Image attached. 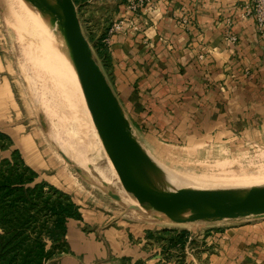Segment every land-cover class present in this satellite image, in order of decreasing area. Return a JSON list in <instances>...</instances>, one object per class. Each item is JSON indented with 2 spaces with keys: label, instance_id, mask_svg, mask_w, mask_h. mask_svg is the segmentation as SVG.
Segmentation results:
<instances>
[{
  "label": "crops",
  "instance_id": "obj_1",
  "mask_svg": "<svg viewBox=\"0 0 264 264\" xmlns=\"http://www.w3.org/2000/svg\"><path fill=\"white\" fill-rule=\"evenodd\" d=\"M151 1L138 18L119 5L114 18L124 19L125 30L109 37L105 64L97 62L131 131L183 146L215 138L264 145V39L242 15L252 0ZM105 220L90 211L68 219L67 250L54 264H176L162 257L160 228ZM181 230L188 231V256L196 231L164 236ZM213 238L216 252L199 254L204 264H264V220L225 227Z\"/></svg>",
  "mask_w": 264,
  "mask_h": 264
},
{
  "label": "rangeland",
  "instance_id": "obj_2",
  "mask_svg": "<svg viewBox=\"0 0 264 264\" xmlns=\"http://www.w3.org/2000/svg\"><path fill=\"white\" fill-rule=\"evenodd\" d=\"M124 1L73 0L82 32L91 47L93 57L100 65L103 62L96 50L95 43L100 38V44L103 43L102 47L105 50L104 44L106 43L102 39L106 38L110 26L115 21L116 11ZM252 3L253 0L249 5ZM29 9L30 6L26 3L18 5L15 0H0V76L6 86L5 89L2 88L6 92H3L0 98V100L2 99L0 101V132L9 136L11 148L17 149L25 164L38 173L35 182L45 183V188L40 191V201L34 204L29 203L28 206L18 204L17 207H12L9 214L12 219L21 215L24 218L28 217L31 224L19 235V244L15 245L12 251H8L9 248L3 251L7 253L5 257L8 261H11L15 256L14 264H29L26 262L31 260L36 262L37 249L33 245L34 239L39 238L40 247L43 246V249L48 251V256L50 255L46 258L47 260L44 259L43 264H54L56 258L61 255L60 250L65 243L53 227V217L46 206L48 207L58 200L72 201L84 214H87L88 211L97 212L106 218L105 223L109 221L127 223L136 220L145 221L160 228L158 242L168 239L164 235L168 236L169 230L190 228L197 232V236L194 237L197 243L195 242L193 246L190 242L192 245L188 249L190 255L187 256V252H184L186 264H204L205 260L200 259L201 255L199 254L216 252L217 247L212 244L215 243L214 232H219L231 225L244 226L264 220V216H248L238 219L198 218L188 221L197 217L192 214L185 215L182 212H178L180 214L177 213L176 217H171L178 218L179 221L167 219L169 217H158L154 214L153 216L149 210L143 207V203L130 202L136 197L134 198L128 189L122 191L115 182L111 181L109 177L113 175L112 177L117 180V176L110 164L108 165L107 159L104 158V151L98 150L97 147L90 150L92 151L90 155L94 157L93 162L86 160L89 172L87 171L88 173L85 175L89 178L86 177L84 171L78 166L79 164H76L77 161L72 160V157L78 155L79 147L83 143L72 126L74 121L71 112L66 110L67 108L61 103L60 91H56L57 85L50 82L51 69L35 57L34 50L37 46L34 39L43 35L44 38H40L42 42L48 38V35L45 30L43 32L42 29L38 30L33 26H27L26 21L32 15ZM57 17L59 18L57 19L56 32L54 31L55 35L49 39L54 37L51 40L52 47L56 46L53 47L54 54L57 55L56 59H59L60 62L57 63L56 60V67L62 69L63 74L66 72L65 76L69 77L70 70L68 71V68H65L67 66L64 65L69 61L66 58L69 53V50L66 49L68 46L61 44L58 38L56 39L66 30L64 16L57 11ZM60 29L61 31H59ZM29 42H33L34 47L30 46ZM31 48L33 52L30 51ZM57 50L60 52L62 50V52H57ZM32 53L33 55H30ZM70 79L72 80V78ZM4 100L8 101L4 102ZM77 106L83 110L81 103H78ZM131 134L140 148L169 176L181 175L188 178L212 180L264 172V145L258 144L254 140L233 141L227 138H215L213 141H205L202 144L183 146L158 137L154 139L138 137L133 131ZM73 148H78L77 152ZM105 163L107 168L102 167L105 166ZM103 181L107 183L106 187L102 184ZM48 184L52 185L55 190L49 188ZM109 189L113 190L120 200L111 198L106 193V190ZM128 204L132 205L134 209H129ZM111 216L112 218H109ZM1 233L2 229L0 228ZM64 251L66 252V250ZM29 252L31 255L26 257ZM177 254L175 251L172 254L169 252L168 259L175 258ZM21 260L22 262H20ZM139 264L144 263L140 262ZM156 264L166 263L158 262Z\"/></svg>",
  "mask_w": 264,
  "mask_h": 264
},
{
  "label": "water",
  "instance_id": "obj_3",
  "mask_svg": "<svg viewBox=\"0 0 264 264\" xmlns=\"http://www.w3.org/2000/svg\"><path fill=\"white\" fill-rule=\"evenodd\" d=\"M35 1L48 5L51 3L62 10L67 22L64 33L66 44L102 145L123 184L134 197L165 216H172L183 210H191L217 220L264 216V187L247 190H188L146 173L135 154L140 151V146L133 139L117 99L92 55L73 0ZM102 184L107 186L105 181ZM106 193L111 198L120 200L113 190H106ZM127 207L134 209L129 204Z\"/></svg>",
  "mask_w": 264,
  "mask_h": 264
},
{
  "label": "bare ground",
  "instance_id": "obj_4",
  "mask_svg": "<svg viewBox=\"0 0 264 264\" xmlns=\"http://www.w3.org/2000/svg\"><path fill=\"white\" fill-rule=\"evenodd\" d=\"M15 2L18 5L26 3L27 5L30 6L29 10H30L32 15L30 18L28 17V19L26 21L27 26L28 27H29V25L33 26L35 28H38V30L42 29L43 32L45 30L46 35H48L47 36L48 38H45V40L42 42H41L40 38L43 35L41 37H36V39H34V40H36L35 45L37 46L36 50H34V52H35V57L38 60H40L41 62H44L47 65V67H49L51 69L52 77H51L50 82L55 83L57 85L56 91H60L59 93L61 95V103L64 105V107L67 108L66 110L71 112V117L74 121V124H72V126L74 127V130L76 131L75 133H77L79 135V137L82 139L83 145L81 147H79V153L77 152L78 148L77 149L73 148L74 150H76L78 155H75L74 157H72L73 158L72 160L75 159L77 161L76 164L77 165L79 164L78 166L81 168L82 171H84V175H85L86 173L89 172V170L87 169V166H86V164H87L86 160L92 161V162L94 160V157L90 155L92 152L90 150L97 147L98 150L104 151V153H105L104 158L107 159L108 165L110 164L111 168L115 172L114 174L117 176V180L114 177H112L113 175L111 177H109V178H111V181L115 182L121 188L122 191L123 190L127 191V188L123 184L119 174L115 170L111 160L109 159L108 155L106 154L105 150L103 149V145L101 143V139H100V136L98 133L96 123H95L93 115H92V111L90 109L86 94H85L84 89L82 87V84L80 82L78 73H77L75 66H74V63H72V61H71L70 54L67 52L68 57H66V56L65 57L69 61L67 64H64V65L67 66L65 68L66 69L68 68V71L70 70L69 74L71 76L69 75V77H68V75H67V77H66L65 76L66 72H64V74H63V70L58 69V67H56V65H55L56 60L58 63L59 59H56L57 55L54 54L53 47H56V46L52 47L53 44H52L51 40L54 37L52 39H49V37H52L55 35V32H56L55 29L57 27V21H58L57 19L60 17V16L57 17V11H59L63 15L62 10L60 8H58L57 6H55L54 4H51V3H50V5L42 4V3L36 2L35 0H15ZM50 9H53V11H50ZM59 23H60V21H59ZM64 23H65V28H66L67 22H66L65 18H64ZM59 28L60 27L58 26V29ZM59 31H61V29ZM43 32H42V34H43ZM64 33H65V31H63L61 34L59 33L60 36L57 34V36H59V37H56V39L58 38L61 44H64L65 46H67ZM42 38H44V37H42ZM53 42H55V41H53ZM32 43L33 42H29V45L34 47L32 45ZM60 43L58 42V45ZM66 49H67V51L69 50L67 47H66ZM59 50H57V52ZM63 50H65V49H63ZM30 51H32V48ZM61 52H62V50H61ZM30 55H33V53ZM60 59H62V58L60 57ZM65 68H63V69H65ZM66 69H65V71H66ZM45 70H46V68H45ZM49 73H50V71H49ZM70 78H72V80ZM76 95H77V98H76ZM78 103H81V105L83 106V110H80V108H78L80 106V105L77 106ZM75 139H77V138H75ZM71 141H72V139H71ZM75 143H77V142H75ZM76 145H78V144H76ZM73 153H74V151H73ZM82 154H84V155H82ZM135 154H136V157L139 159L140 164L143 167V169L150 176L162 179V180L166 181L167 183H169L173 186H178V187H181L184 189L216 191V190H224V189L247 190V189H252V188L264 187V172L260 173V174H253V175H251V174L246 175L245 174V175H238V176H234V177L232 176V177H228V178L223 177V178L212 179V180L211 179L203 180V179L188 178V177H182L181 175L180 176H172V175L169 176L168 173L163 171L164 169L162 170L161 169L162 167L159 168L155 164V162L151 159V157L147 153H145V151L142 150L141 148H140V151H136ZM71 164L73 165V163H71ZM76 164H74V165H76ZM106 166L107 165L105 163V166H102V167H106ZM103 170H105V169H103ZM103 170L100 169V171H103ZM98 171H99V169H98ZM89 174L91 175V173H89ZM104 174H106V173L104 172ZM85 176L88 177L87 175H85ZM110 188H111V186H110ZM135 201H139V200L136 198L135 200L133 199L130 202H135ZM135 204H137V203H135ZM143 205H144L143 207H145L147 210H149L152 215L154 214V215H157L158 217L159 216L169 217L167 219H170V220H177V221L180 220L178 218H171V217H176L180 213H178V214L176 213L177 215L174 214L172 216H165L163 214H160V213L154 211L153 209L148 207L146 204L143 203ZM180 212L184 213L185 215L192 214L193 216L197 217V218H192L190 220H194V219H198V218H211V217L206 216V215L195 213L191 210H183ZM182 221H184V220H182Z\"/></svg>",
  "mask_w": 264,
  "mask_h": 264
},
{
  "label": "trees",
  "instance_id": "obj_5",
  "mask_svg": "<svg viewBox=\"0 0 264 264\" xmlns=\"http://www.w3.org/2000/svg\"><path fill=\"white\" fill-rule=\"evenodd\" d=\"M100 41L99 38L95 43L96 50L101 55L103 64H105L107 56L102 47L103 43L100 44ZM37 178L38 173L25 164L20 152L11 148L9 136L0 132V228L2 229L0 234V264H14L13 262H15V256H13L11 261H8L5 257L7 253L3 251L8 248V251H12L14 246L19 244V235L23 233V230H27L31 221H29L28 217L24 218L21 215L12 219L9 214L12 211V207H17L18 204H26L28 206L29 203L34 204L40 201V191L45 188V183L35 182ZM31 184L33 185L31 186ZM48 187L55 190L50 184H48ZM46 209L53 217V227L58 231L65 243L60 253L65 252L64 250H67L65 242L66 222L68 219H81V211L72 201L64 202L61 200L48 205V207L46 206ZM145 236L147 238L152 236V231L146 230ZM187 241V230H181L176 236L167 240L164 239L161 248L163 258L168 260L169 252L172 254L175 251L178 253L175 256L176 264H186L184 247ZM34 242L33 247L37 249L36 262L31 260L26 263L43 264L44 259L50 255L48 256V251L44 250L43 246L40 247L39 238H35ZM30 255L29 252L26 257ZM4 257L5 259H3ZM140 262L142 261H136L134 264H139Z\"/></svg>",
  "mask_w": 264,
  "mask_h": 264
},
{
  "label": "built area",
  "instance_id": "obj_6",
  "mask_svg": "<svg viewBox=\"0 0 264 264\" xmlns=\"http://www.w3.org/2000/svg\"><path fill=\"white\" fill-rule=\"evenodd\" d=\"M123 5L126 12H129L135 18L140 17L145 8L154 6L151 0H125ZM242 15L253 19L257 32L264 39V0H253L251 5L244 6ZM123 30H125L124 19L114 21L103 42L108 43V39L112 34ZM228 38L232 41L236 39L234 36Z\"/></svg>",
  "mask_w": 264,
  "mask_h": 264
}]
</instances>
